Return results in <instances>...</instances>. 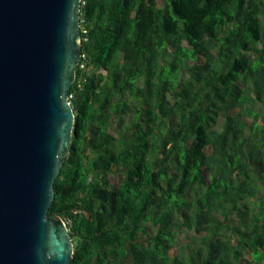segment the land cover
Here are the masks:
<instances>
[{"label":"trees","instance_id":"obj_1","mask_svg":"<svg viewBox=\"0 0 264 264\" xmlns=\"http://www.w3.org/2000/svg\"><path fill=\"white\" fill-rule=\"evenodd\" d=\"M81 38L70 264H264V0H81Z\"/></svg>","mask_w":264,"mask_h":264},{"label":"water","instance_id":"obj_2","mask_svg":"<svg viewBox=\"0 0 264 264\" xmlns=\"http://www.w3.org/2000/svg\"><path fill=\"white\" fill-rule=\"evenodd\" d=\"M81 53V0H0V264L73 259L66 221L48 211L70 151Z\"/></svg>","mask_w":264,"mask_h":264},{"label":"rangeland","instance_id":"obj_3","mask_svg":"<svg viewBox=\"0 0 264 264\" xmlns=\"http://www.w3.org/2000/svg\"><path fill=\"white\" fill-rule=\"evenodd\" d=\"M105 72V71H104ZM234 112V111H233ZM247 119V121L248 122H251V120L249 119V118H246ZM109 178H110V181H111V183H113V184H118L120 181H121V178H122V172L120 171V170H116V169H114L111 173H110V175H109ZM234 218H236V216L235 217H233V219ZM179 242L181 243V244H185L187 241L183 238V236H180L179 237ZM175 251H172L171 253L173 254Z\"/></svg>","mask_w":264,"mask_h":264},{"label":"built area","instance_id":"obj_4","mask_svg":"<svg viewBox=\"0 0 264 264\" xmlns=\"http://www.w3.org/2000/svg\"><path fill=\"white\" fill-rule=\"evenodd\" d=\"M81 58H84V55H81ZM82 60V59H81ZM80 68H82V69H86L87 67H86V64H85V62H80ZM72 97V95L71 94H69V99Z\"/></svg>","mask_w":264,"mask_h":264},{"label":"clouds","instance_id":"obj_5","mask_svg":"<svg viewBox=\"0 0 264 264\" xmlns=\"http://www.w3.org/2000/svg\"><path fill=\"white\" fill-rule=\"evenodd\" d=\"M81 55H82V53H81ZM80 62H81V59H80ZM80 62H79V64H80ZM79 64L77 66H79Z\"/></svg>","mask_w":264,"mask_h":264}]
</instances>
